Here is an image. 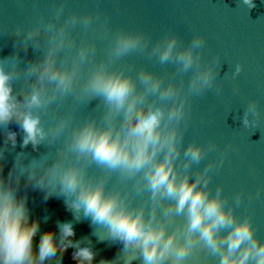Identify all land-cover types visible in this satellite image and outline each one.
<instances>
[{"label": "clouds", "instance_id": "1", "mask_svg": "<svg viewBox=\"0 0 264 264\" xmlns=\"http://www.w3.org/2000/svg\"><path fill=\"white\" fill-rule=\"evenodd\" d=\"M239 7L249 13L257 4L237 0ZM94 20L92 14L72 13L65 18L61 3L51 16H41L27 30L16 26L8 33L17 39L15 54L0 59V130L4 135L0 264H61L69 248L74 249L76 264H95L93 249L70 239L75 237L72 221H57L59 235L46 230L34 246L40 220L31 219L29 187L43 192L46 200L63 198L76 222L89 219L98 239L121 244L124 264L137 259L141 264H184L194 251L210 253L219 264H264V240L256 235L251 215L235 214L243 193L235 195L234 205L226 206L229 198L223 195V186L212 192L211 171L218 166L216 161L192 171L194 163L199 165L215 149V143L209 141L205 147L193 140L183 146L190 97L216 83L219 57L205 62L202 35L194 34L183 46L175 34H165L150 53L161 64L174 62L182 77L190 72L187 87L183 80L179 85L165 83L162 76L144 68L134 78L113 64L130 52L149 50L151 38L121 29L113 34L107 58L91 66L84 78V66L95 55L96 44L77 46L71 32L78 25L90 27ZM29 47L41 55L21 69L19 49L26 52ZM73 49L75 55L69 57ZM242 70L236 65L233 78ZM17 81L23 82L18 90L13 87ZM73 95L87 103L99 99L102 114L74 122L69 112L46 123L44 114L58 111V102ZM259 117L258 102L253 99L238 118L244 128L251 129ZM12 123L23 134L22 148L31 144L38 151L43 145L48 151L38 158L16 153L5 176V154L17 147L18 133L9 128ZM219 163H223L222 156ZM93 166L99 174L92 171ZM128 181L130 188L121 186ZM133 191L143 197L142 202H134ZM100 227L103 236L97 232Z\"/></svg>", "mask_w": 264, "mask_h": 264}, {"label": "water", "instance_id": "2", "mask_svg": "<svg viewBox=\"0 0 264 264\" xmlns=\"http://www.w3.org/2000/svg\"><path fill=\"white\" fill-rule=\"evenodd\" d=\"M61 3L65 18L72 13L95 17L90 27L78 25L71 32L77 46L80 42L96 44L95 55L90 56L84 66V78L91 66L107 58L113 34L123 29L144 33L151 38V44L147 51H133L122 56L113 67L124 68L134 78L144 68L162 76L165 83L175 81L179 85L183 80L186 88L191 73L182 77L174 62L161 64L158 56L150 53V48L165 34H175L183 46H187L194 34L205 38V62L218 56L221 69L211 89L190 97L183 146L193 140L205 147L209 141L215 143V149L208 152L199 165H192L193 173L208 161H216L218 166L211 171L212 192L222 185L223 195L229 198L226 206L234 205L235 195L243 193L241 203L234 209L235 214L241 218L250 214L256 235L264 240V0H255L257 7L249 13L244 7L236 8L237 0H0V59L16 52L17 38L8 33L16 26L27 30L41 16H51ZM75 51L68 53L69 57L75 55ZM40 55L31 47L26 52L20 48V68H25ZM236 65H241L243 70L233 78ZM22 83L15 82L14 89L18 90ZM253 99L258 102L260 117L255 128H244L238 117L243 116L244 108ZM102 111L99 99L87 103L86 100L77 101L73 95L58 102V111L45 113L44 120L47 123L71 112L74 122H78L93 115L99 117ZM9 128L18 136L17 147L5 154V176L12 168L16 153L25 152L29 158H38L48 151L43 145L38 151H34L31 144L22 148V132L15 123ZM3 142L4 135L0 130V146ZM221 156L222 164L219 163ZM92 171L99 174V169L94 166ZM114 181L115 177L108 186L112 187ZM121 186L130 188L131 181ZM20 193L25 194L23 181ZM26 195L31 219L40 220L38 237L46 230H53L58 236L57 221H72L75 237L70 239L83 241L81 246L91 247L98 264L112 260H115L113 264H124L122 245L98 239L89 219L76 222L63 198L52 196L46 200L43 192L31 187L26 190ZM132 195L135 203L142 202L143 197L134 191ZM97 232L101 236L104 234L102 227ZM73 251L69 248L61 263L64 257H72ZM132 264H141V261L137 259ZM184 264H219V260L210 253L194 251Z\"/></svg>", "mask_w": 264, "mask_h": 264}, {"label": "flooded vegetation", "instance_id": "3", "mask_svg": "<svg viewBox=\"0 0 264 264\" xmlns=\"http://www.w3.org/2000/svg\"><path fill=\"white\" fill-rule=\"evenodd\" d=\"M36 238L37 240H34V246H38L39 237L37 236ZM61 264H76V262L72 259V257L66 256L63 258ZM95 264H98L96 260H95Z\"/></svg>", "mask_w": 264, "mask_h": 264}, {"label": "trees", "instance_id": "4", "mask_svg": "<svg viewBox=\"0 0 264 264\" xmlns=\"http://www.w3.org/2000/svg\"><path fill=\"white\" fill-rule=\"evenodd\" d=\"M35 240H37V238H35Z\"/></svg>", "mask_w": 264, "mask_h": 264}]
</instances>
